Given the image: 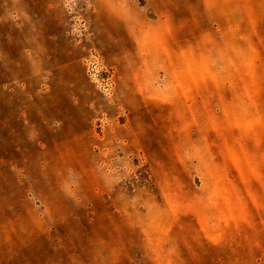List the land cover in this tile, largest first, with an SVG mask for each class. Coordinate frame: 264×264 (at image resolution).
I'll list each match as a JSON object with an SVG mask.
<instances>
[{
	"label": "rangeland",
	"instance_id": "1",
	"mask_svg": "<svg viewBox=\"0 0 264 264\" xmlns=\"http://www.w3.org/2000/svg\"><path fill=\"white\" fill-rule=\"evenodd\" d=\"M0 264H264V0H0Z\"/></svg>",
	"mask_w": 264,
	"mask_h": 264
}]
</instances>
